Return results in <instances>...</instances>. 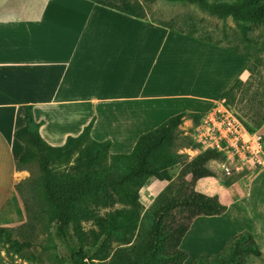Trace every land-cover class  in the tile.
I'll return each mask as SVG.
<instances>
[{
	"label": "crops",
	"instance_id": "obj_1",
	"mask_svg": "<svg viewBox=\"0 0 264 264\" xmlns=\"http://www.w3.org/2000/svg\"><path fill=\"white\" fill-rule=\"evenodd\" d=\"M240 69L238 53L222 45L92 0H0V227L27 216L17 188L26 146L15 133L26 125L28 107L51 146L65 145L93 121L92 140L111 141V155L130 156L171 118L211 111ZM259 131L264 136V126ZM191 168L174 176L184 178L175 197L197 195L225 211L179 210L189 218L177 225L184 264L221 254L243 233L264 256V167L243 184L192 175ZM170 184L144 187V204Z\"/></svg>",
	"mask_w": 264,
	"mask_h": 264
},
{
	"label": "rangeland",
	"instance_id": "obj_2",
	"mask_svg": "<svg viewBox=\"0 0 264 264\" xmlns=\"http://www.w3.org/2000/svg\"><path fill=\"white\" fill-rule=\"evenodd\" d=\"M134 1L143 5L149 20L219 41L227 49L228 46L238 47L241 69L236 82H247L253 58L264 57V15L257 12L262 9L264 0H207L206 6L187 1ZM221 4L227 5L231 11L225 15L213 14L210 9ZM253 53L256 54L251 58ZM244 96L242 91H238L235 97L225 95L215 107L224 103L238 119L249 123V114L243 107L247 98H244L243 105L240 103ZM246 97H250L249 94ZM196 124L194 118L187 116L149 153L148 166L157 169L168 179L164 181L171 183L150 205L144 204L146 193L142 191L159 178L143 173L133 179L132 175L141 164L143 151L154 138L145 141L139 152L131 157L111 155L107 146L90 140L82 142L72 154L65 156L35 149V158L19 166L25 172L18 190L25 201L27 216L0 231V264H68L63 259L68 250L55 235L56 210L44 188L43 157L48 158L51 178L60 189H81L72 202L74 222L69 239L77 252H84L83 264H182V259L174 257L183 251L178 244L180 233L172 238L170 227L177 228L179 223L189 221L179 212L183 208L177 209L174 216H165L155 230L158 215L176 198V186L184 180L183 177L174 179V176L187 166L192 167V175L209 171L224 182L237 184H243L255 175L249 173L244 178L230 179L221 170L220 156L205 162L207 150L191 135ZM141 181L144 185L137 199L134 195ZM256 251L254 244L243 238L239 246L228 247L215 256L201 257L196 262L264 264V256Z\"/></svg>",
	"mask_w": 264,
	"mask_h": 264
},
{
	"label": "trees",
	"instance_id": "obj_3",
	"mask_svg": "<svg viewBox=\"0 0 264 264\" xmlns=\"http://www.w3.org/2000/svg\"><path fill=\"white\" fill-rule=\"evenodd\" d=\"M95 1L103 6L115 9L117 11L126 13L128 15L147 19V13L143 5L140 3L134 1V0H92ZM172 1H187L190 3H197L201 6H206L207 0H172ZM262 9H260L259 12L261 15H264V4H262ZM215 7V8H214ZM212 10L213 14H226L228 11H231V9H227V5L221 4V5H214ZM158 23V22H157ZM160 25H163L165 27H169L171 29H175L181 33L188 34L194 37L196 34L193 32L186 31L184 28H176L173 26L165 25L158 23ZM248 29V27H247ZM204 41H208L217 45H223L221 42H217L211 39H206L202 37H198ZM228 49L234 52L239 53L240 49L238 47H230L228 46ZM257 52V51H256ZM256 53H253L251 55V58L254 57ZM250 71V77L247 80V82L243 81H237L231 89L227 92L226 96L228 98L235 97L238 91H242L245 95L243 98H241L240 103L243 105L244 98H247L245 105H243L244 109L247 111L246 114H249L248 120L249 123H244V125L252 131L260 130L264 126V57L257 56L254 57L252 60V63L249 67ZM249 94L250 97H246V95ZM190 116L194 118V121L196 123H199L200 119L203 117L202 114L197 113H185L178 116H175L165 122L163 125H161L156 130L144 135L138 142L135 150L133 153L129 156L136 155L141 146L145 141L148 142V140H151L154 138V141L149 144L146 149L142 153V161L141 164L136 169L135 173L132 175V178L134 179L136 176H139L143 173H147V176H156L159 178V180L164 181L168 180L167 178L163 177L161 173L155 169L149 167V153L153 149L154 146L159 145L162 143L163 140L167 138V136L174 130H176L182 123L183 120ZM94 122L92 121L77 137H69L66 144L60 147H54L48 144L40 135L39 132V124L35 121L34 114H33V108L28 107L26 112V125L22 127L21 129L17 130L15 133V136L18 140L22 141L26 146V152L22 156V158L19 161V165L28 163L32 161L35 158V149L47 151L54 155H70L72 154L75 149L84 141L90 140L98 145H105L109 149L111 146V141H106L104 143H99L91 138V129L93 127ZM204 155V161L207 162L211 159H215L217 157H221L222 155L216 151H207ZM43 182H44V188L45 192L49 197V200L52 204V206L56 210V230L55 235L56 238L62 241V243L65 245V247L68 250V254L64 255L63 259L68 264H83L85 254L84 252H77L74 247L72 246V242L69 239V232L72 229L73 222H74V214H73V199L76 197V195L81 191L79 188H74L68 191H64L60 189L57 184L53 181L50 175L49 170V160L46 157H43ZM205 174H210L215 176L214 173H211L209 171L204 172ZM228 184H231L232 182H227ZM144 185V181H141L138 186L137 194L134 195V197H139V190ZM19 186V185H18ZM17 186V188H18ZM19 189V188H18ZM137 197V199H138ZM179 208H187L191 210H198L200 212L209 213L212 215H219L222 214L225 211L224 207H217L213 203L211 199H205L201 198L197 195H193L189 198H182V199H176L174 198L172 203L169 204L159 215L157 218V222L155 224V230H158V226H160L161 220L165 216H174L175 211ZM176 215V214H175ZM162 226V225H161ZM171 237L175 238L179 233L182 232V230H179L175 228L174 226H171ZM6 229L4 227H0V231H5ZM243 238L249 239L256 248V253L259 255H263V253L259 250L257 247L255 240L253 238V235L250 233H243L234 239L230 241L228 244V247H234L239 246L240 240ZM237 244V245H235ZM226 248V249H227ZM174 257L182 259L183 263L185 262L187 258V253L185 251H179L177 252ZM196 262L195 264H197Z\"/></svg>",
	"mask_w": 264,
	"mask_h": 264
},
{
	"label": "built area",
	"instance_id": "obj_4",
	"mask_svg": "<svg viewBox=\"0 0 264 264\" xmlns=\"http://www.w3.org/2000/svg\"><path fill=\"white\" fill-rule=\"evenodd\" d=\"M213 109L196 124L191 134L195 141L222 155L220 167L230 179L259 172L264 167V136L249 130L224 103Z\"/></svg>",
	"mask_w": 264,
	"mask_h": 264
}]
</instances>
